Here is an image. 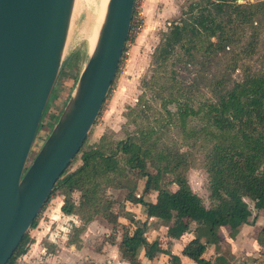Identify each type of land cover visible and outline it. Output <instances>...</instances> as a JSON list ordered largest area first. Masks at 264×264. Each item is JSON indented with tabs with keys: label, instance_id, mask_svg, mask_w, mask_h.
Segmentation results:
<instances>
[{
	"label": "trees",
	"instance_id": "1",
	"mask_svg": "<svg viewBox=\"0 0 264 264\" xmlns=\"http://www.w3.org/2000/svg\"><path fill=\"white\" fill-rule=\"evenodd\" d=\"M150 57L141 96L125 114L135 125L134 133L114 143L103 135L85 147L87 134L72 159L78 155L80 164L71 171L72 161L68 164L46 202L61 195L60 212L80 220L70 228V245L78 244V235L94 216L115 226L126 215L125 205H142L145 218L168 221L165 235L193 232L180 253L195 264H210L201 239L215 241L216 226L227 227L233 237L248 222L251 208L264 210V0H188L159 32ZM251 59L255 67L245 62ZM204 91L209 96L203 97ZM50 98L37 130L47 126L48 132L61 110L44 124ZM150 111L154 115L148 120ZM170 129L176 137H166ZM194 167L206 173L207 206L188 183L186 173ZM107 188L125 190V203L107 194ZM37 215L28 229L36 225ZM143 225L129 217L122 226L117 244L121 256L138 264L133 249L142 247L147 259L161 252L167 255L166 264H174L175 254L161 249L158 240H143ZM107 240L112 243L113 237ZM31 242L27 230L5 264H14ZM43 246L54 251L47 242Z\"/></svg>",
	"mask_w": 264,
	"mask_h": 264
},
{
	"label": "water",
	"instance_id": "2",
	"mask_svg": "<svg viewBox=\"0 0 264 264\" xmlns=\"http://www.w3.org/2000/svg\"><path fill=\"white\" fill-rule=\"evenodd\" d=\"M72 5L73 0H0V264L93 126L128 37L134 0H106L74 87L26 164L61 65Z\"/></svg>",
	"mask_w": 264,
	"mask_h": 264
},
{
	"label": "rangeland",
	"instance_id": "3",
	"mask_svg": "<svg viewBox=\"0 0 264 264\" xmlns=\"http://www.w3.org/2000/svg\"><path fill=\"white\" fill-rule=\"evenodd\" d=\"M143 1L144 0H136L134 5V10L136 13H138V15L135 14V21L140 23L141 26L138 29L135 28L129 31L128 40L125 43V50L119 63L118 71L113 81L112 88L103 104L96 123L93 124L88 132L85 141V147L98 143L100 141L99 138L103 135L108 142L114 143L117 140L124 139L128 134L134 133L135 125L131 123L130 117H125V114L127 113L128 108L133 107L137 98L141 96L143 91L141 82L150 74V56L154 46L158 42L159 32L165 30L167 25L179 16L181 8L184 7L188 2V0H176L175 3H173L168 8L169 12L167 15L159 16L157 20L155 19L154 23H152V25L149 27V32H145L146 34L141 36L142 38H138L139 35L144 32L143 30L147 27V23L144 21V15L140 13ZM77 2L78 4L80 3L79 0H76L72 8L68 33L62 53L61 65L58 71L59 74H57L53 88L50 92L52 98H50L48 101V107L44 114V124L55 119L56 116L54 114L65 104L72 88L74 87L78 72L84 64L89 52V46L85 40V37H83L80 33L81 29L78 26L80 22L78 21V16L76 14ZM87 12L89 11L87 10ZM69 60L70 66H66ZM245 62L255 67L254 60H246ZM237 71L238 70H235L233 75H235ZM144 93L148 95V91L145 90ZM206 96L209 95L206 91H204L203 97ZM153 115V112L150 111L148 120H151V116L153 117ZM46 128L47 126L37 130V134L36 137H34L26 164L31 161L36 151L40 147L41 141H43L48 134L49 131L47 132ZM170 136L176 137V133L171 129L167 133L166 137L168 138ZM79 164L80 160L77 155V157L72 160L69 171L73 170ZM146 168L148 170H152L151 166L149 165H147ZM186 176L191 189L198 196H200L204 205L207 206L209 201L207 197L208 191L206 188V173L202 169L194 167L187 171ZM129 179V182L132 183L134 178L131 176ZM125 192V190L116 189L110 192L109 195L112 198L124 200L123 197ZM58 200V195L53 194L38 213L36 225L33 228L28 229V233L30 238H32V242L28 244V249L24 254L29 252L32 253V248L36 246L37 254L35 257L32 258L33 254L32 256L27 254V256L23 257L24 254H22L15 258L14 264H62V262L64 264H78L80 262L90 260L88 257L92 256L93 250H96L95 246L98 244L100 245V242L105 239L102 236H98L96 240H92V244L86 245L85 242L84 247L81 249L82 251L80 250L77 253H73L72 249H70L68 246H63L64 238L62 236L67 232L69 223H71V221L69 219L70 217H66V215H63L58 210ZM125 201L126 200H124V203ZM140 208L142 211H144L142 205H140ZM140 208L139 206L136 207L135 212H137V214H139L141 211ZM155 219L163 226H167L168 224V221L165 219ZM259 224V226H255L253 229H251V232L245 238L246 243L242 247L238 248L237 251L231 253L232 255L229 252L231 249H229L228 246L224 244L222 245V252H227V254L232 256L229 258L228 264H254L253 262L259 264L262 262L261 260H264V245L259 249V255H255L254 258L250 257L247 259L246 255L244 254L247 251L252 252V246L249 243L252 238L256 237V235L259 233L264 236V215L260 219ZM154 226L159 227L160 225L157 223ZM261 227L263 228V231H260ZM218 228L222 227L216 226V230ZM145 232H147V226L145 227ZM142 238L145 240V242H149L145 235L142 236ZM189 238L190 237L188 236V233L182 234L177 238L164 235V237L160 236L158 241L159 244L162 243V245L165 247H170L172 249L174 243H181ZM44 242L50 243L53 247L56 246L57 252L54 254H45L44 256H47L48 260L47 262L41 263L40 260H42V253L46 251L45 247L43 246ZM32 244L34 245L31 246ZM133 245L135 246V244ZM210 248L211 247H209V249ZM133 251L135 252L134 249ZM175 256L176 259L174 264H192L188 263L189 261L195 263L193 260L180 253V251L176 253Z\"/></svg>",
	"mask_w": 264,
	"mask_h": 264
},
{
	"label": "crops",
	"instance_id": "4",
	"mask_svg": "<svg viewBox=\"0 0 264 264\" xmlns=\"http://www.w3.org/2000/svg\"><path fill=\"white\" fill-rule=\"evenodd\" d=\"M175 1L176 0H144L142 3V8H141L140 13L142 15H144V21L147 23V27L143 30L144 32H142L141 33L142 35L140 34L138 38H142L141 36H143L144 34L149 32V27H150V25H152V23H154L155 19L157 20V18H159V16L167 15V13L169 12L168 8L173 3H175ZM114 190H116V189L107 188L106 193L109 194L110 192H112ZM78 195H79V193L77 191L72 193V197L74 199V202H77ZM60 196L58 195V198H59L58 205H57L58 210H59V207H60L61 202H62V200H61L62 196H61V198H60ZM119 201H122V200L120 199ZM139 208H140V206H139ZM135 209H136V207H130L129 208L125 205L126 215H124V217H122V219L120 220V224L115 225V226L106 222L104 219H102L99 216H94L90 221H88L85 224L83 231L78 235V239H79L78 244H72V245H70L66 242V240L69 236V233H70V228H71V226L80 225L81 222L78 219V217L74 214L66 215V214L62 213L63 215H66V217H70L69 219L71 221V223H69L67 232L65 233V235L62 236L64 238L63 246H66V247L68 246L70 249H72L73 253H75V252L77 253L78 251H80L82 249V247H84L85 242H86V245L92 244L93 243L92 240H96V238L98 236H102L105 239L100 242V245L98 244L97 246H95L96 250L95 251L93 250L92 256L88 257L90 260H87L84 262L89 261V262H92L93 264H129L128 261L124 257L121 256L120 252L118 251V247H117V244H118L120 237H121L122 226L127 222V220H129V217H131V220L135 225L143 224V222H144L142 236L145 235L149 242L151 240H156V239L159 240L160 236L164 237V235H165L164 232L166 230V226L161 225V223L158 222L155 218H145L143 215L144 211H142L141 208H140V210L142 212L140 211L139 214H137V212H135ZM251 209H252L251 215L248 218V222L246 224L240 225L238 228V231L236 232V234L233 237H229L227 235V232H228L227 227H222V228H218L217 230L215 229L216 234L218 235V238L215 241H207L206 242L205 241L206 237H203L201 239L202 242L205 244V248L203 251V257L206 259H209L210 264H216V261L218 262V264H228L229 258L232 257L231 253H234V251H237L238 248L242 247L246 243L245 238H246V236L249 235V233L251 232V229H253L255 226L260 225L259 221L264 215V210L263 209L255 210L253 208H251ZM128 211L131 212V215L129 214ZM249 219H251V220H249ZM157 223H159V225H160L159 227L154 226ZM146 226H147V232H145ZM261 229H263V228L261 227L260 230ZM186 233H188V236L190 238L193 237V232H186ZM186 233H184V234H186ZM108 236L113 237L112 243L107 240ZM256 238H260L261 243L258 244ZM186 241L181 242V243H178V242L174 243L172 249L170 247H165L164 245H162V243L159 244V247L166 249L168 252H170L172 254H176L180 251V248L182 247V245ZM249 243L252 246V252L247 251L244 253L246 255L247 259L250 257L254 258L255 255H259L258 251L261 248V246L264 245V236L261 234H259V235L257 234L256 237L252 238V240H250ZM223 244L228 246L229 249H231L229 251L231 255L227 254V252L226 253L222 252L221 249L223 247L222 246ZM33 245L34 244H32L31 246H33ZM209 247H211L210 249H212V250H210ZM32 249H33L32 253H30V252L26 253V254H24L23 257L27 256V254H30V256H32V254H33L32 258H34L35 255L37 254V247L35 246ZM55 252H57L56 246H54L53 252L45 251L44 253H42L43 256H42V260H40V262L41 263L47 262L48 257L44 256V255L45 254H54ZM135 252H136L135 257L139 261L138 264H166L165 260L167 258V255H164L161 252H157L156 254H154L152 259H147L143 255V248L142 247L137 248L135 250ZM73 255H75V254H73ZM216 258H218V259H216ZM261 261L262 262L259 264H263L264 260H261ZM80 263H82V262H80ZM188 263L195 264L192 261H189ZM253 263L257 264L256 262H253ZM62 264H64V263L62 262Z\"/></svg>",
	"mask_w": 264,
	"mask_h": 264
},
{
	"label": "bare ground",
	"instance_id": "5",
	"mask_svg": "<svg viewBox=\"0 0 264 264\" xmlns=\"http://www.w3.org/2000/svg\"><path fill=\"white\" fill-rule=\"evenodd\" d=\"M76 0H73V5ZM76 6V14L80 24V33L89 46L90 50L94 44L97 29L103 15L106 0H79ZM89 12H87V10Z\"/></svg>",
	"mask_w": 264,
	"mask_h": 264
},
{
	"label": "built area",
	"instance_id": "6",
	"mask_svg": "<svg viewBox=\"0 0 264 264\" xmlns=\"http://www.w3.org/2000/svg\"><path fill=\"white\" fill-rule=\"evenodd\" d=\"M135 3H136V0H134V5H135ZM135 14L138 15V13H136V11L134 10V6H133V12H132V16H131V23H130L129 31L131 29H135V28L138 29L141 26L140 23H138L137 21H135V18H136V15ZM128 36H129V32H128ZM263 264H264V262H263Z\"/></svg>",
	"mask_w": 264,
	"mask_h": 264
}]
</instances>
